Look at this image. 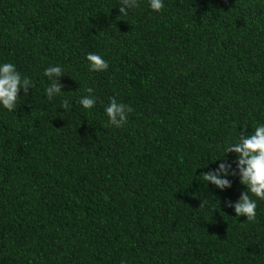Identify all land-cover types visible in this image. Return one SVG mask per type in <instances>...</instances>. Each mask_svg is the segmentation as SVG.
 <instances>
[{
	"label": "trees",
	"instance_id": "16d2710c",
	"mask_svg": "<svg viewBox=\"0 0 264 264\" xmlns=\"http://www.w3.org/2000/svg\"><path fill=\"white\" fill-rule=\"evenodd\" d=\"M0 264H264V0H0Z\"/></svg>",
	"mask_w": 264,
	"mask_h": 264
}]
</instances>
